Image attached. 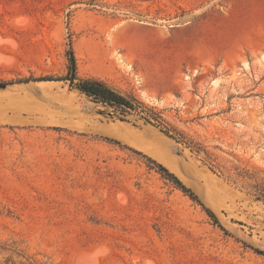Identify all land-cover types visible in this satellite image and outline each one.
<instances>
[{
    "label": "rangeland",
    "instance_id": "obj_1",
    "mask_svg": "<svg viewBox=\"0 0 264 264\" xmlns=\"http://www.w3.org/2000/svg\"><path fill=\"white\" fill-rule=\"evenodd\" d=\"M257 186L264 0H0V264H264Z\"/></svg>",
    "mask_w": 264,
    "mask_h": 264
},
{
    "label": "trees",
    "instance_id": "obj_2",
    "mask_svg": "<svg viewBox=\"0 0 264 264\" xmlns=\"http://www.w3.org/2000/svg\"><path fill=\"white\" fill-rule=\"evenodd\" d=\"M70 61H71V70H72L73 66H75V72H76V61H75V55H74L73 51H70ZM75 72H74V78H75ZM72 75H73V72L71 73L70 78H72ZM42 79L43 80H51V78H49V77H43ZM76 87L78 88V90L80 92L86 94L93 101L100 103L102 105L114 108L116 110V112L121 114L120 118L122 120H126V116L130 113H133V112L140 113L143 111L140 103L137 102L136 99L119 92L118 90L112 88L111 86H109L107 83H105L104 81H102L100 79H97V78L81 79L76 84ZM151 112H153V110H151ZM142 117L145 119L146 123H150V124L159 126L161 131L164 132L167 136H169V137H171L177 141L181 140L178 138L176 131L173 132L172 129L166 127L165 125H163V123H160V121H158L154 117H152L151 114L142 115ZM106 139L113 142V143L121 144V141H119L117 139L110 138V137H106ZM129 148H131L134 152L146 157L147 160L151 163L150 166H155L156 168H158L160 173H162V175L165 178L172 181L177 187L182 189L191 198H193L194 200H196L200 204H202V206L206 209V211L212 217V219L217 224H219L221 226V228H223L226 232H228L227 229L223 225H221L217 216L214 213H212L206 207V205L201 201L199 196L192 189L187 187V185L182 181V179L175 172L171 171L168 166H166L162 162H159L158 160L154 159L153 157L143 153L142 151H140L138 149H134L133 147H129ZM257 188L259 190L258 193L256 194L257 198L264 201V191L263 192L261 191L263 189H261V187H259V186H257ZM253 248L256 252L264 255L263 249L256 248V247H253Z\"/></svg>",
    "mask_w": 264,
    "mask_h": 264
},
{
    "label": "bare ground",
    "instance_id": "obj_3",
    "mask_svg": "<svg viewBox=\"0 0 264 264\" xmlns=\"http://www.w3.org/2000/svg\"><path fill=\"white\" fill-rule=\"evenodd\" d=\"M111 47H112V49H113V53H114L116 59L118 60V62L121 63L122 66H125L124 60L121 58L120 55H118V48H119V45H118L116 42H112ZM123 58H124V57H123ZM125 59H126V58H125ZM122 66H121V67H122ZM128 67H130V65H129ZM131 67H132V66H131ZM131 69H132V68H131ZM131 69H130V70H131ZM155 70H157V69H155ZM157 72H158V71H157ZM158 73H159V72H158Z\"/></svg>",
    "mask_w": 264,
    "mask_h": 264
},
{
    "label": "water",
    "instance_id": "obj_4",
    "mask_svg": "<svg viewBox=\"0 0 264 264\" xmlns=\"http://www.w3.org/2000/svg\"><path fill=\"white\" fill-rule=\"evenodd\" d=\"M72 72H73L72 79H74L75 66H73Z\"/></svg>",
    "mask_w": 264,
    "mask_h": 264
}]
</instances>
